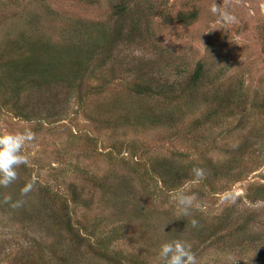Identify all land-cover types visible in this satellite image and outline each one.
Segmentation results:
<instances>
[{"label":"rangeland","instance_id":"obj_1","mask_svg":"<svg viewBox=\"0 0 264 264\" xmlns=\"http://www.w3.org/2000/svg\"><path fill=\"white\" fill-rule=\"evenodd\" d=\"M214 2L238 23L222 26L210 11ZM121 3L128 6L118 22L123 32L112 47ZM262 6L264 0H0V133L36 134L22 149L29 164L0 186V264H162L158 242L169 234L191 244L198 264H264L252 241L264 230V201L253 202L264 186ZM180 11H197L198 20L187 28L173 23ZM92 48L101 54L88 57L89 79L68 76ZM29 52L34 66L43 57L59 61L62 71L51 78L62 81L36 89L25 83L29 76L18 84L9 63ZM198 65L204 75L195 86L189 80ZM140 75L177 92L131 94ZM232 95H242L245 106L230 114L218 97ZM255 128L262 130L251 139L255 154L235 163ZM199 165L205 178L192 184ZM180 188L201 205L190 216L172 198ZM225 209L255 213L251 232L201 244L190 221L210 231L209 219ZM102 252H111V262Z\"/></svg>","mask_w":264,"mask_h":264},{"label":"trees","instance_id":"obj_2","mask_svg":"<svg viewBox=\"0 0 264 264\" xmlns=\"http://www.w3.org/2000/svg\"><path fill=\"white\" fill-rule=\"evenodd\" d=\"M128 6L125 3H121L117 6L114 7L115 13L117 15V24H116V31H115V35L117 38H113L114 43L113 45L117 44V40L120 39V34H122L123 32V28L122 26L118 23L119 20H122L125 16H124V12L126 11V8ZM160 18L162 19H166V17L163 14H159L158 15ZM198 20V12L197 11H180L178 12L176 15L173 16L172 18V22L177 23L178 25H181L185 28L192 26L194 23H196V21ZM124 21V20H122ZM165 21V20H163ZM135 28L130 29L129 31V35L134 36L136 33V31H134ZM122 40V39H121ZM100 50V49H99ZM92 54H97L100 55L101 52L97 51L95 48H92L91 51L88 50L87 52H85L84 54V65H80L78 64L77 69L74 67V65H72L71 67H69V72H68V76L70 75H81V79L83 80H88L89 77L88 75H90V70L92 68H88L87 66V60H89V56H92ZM52 55V54H51ZM50 58V57H49ZM47 60V58L43 57L42 61L39 60L37 62V64H35V66L33 65L35 63L34 59H33V54L32 52H29L28 54H25V56L20 57L17 60H11L10 61V69H14L15 73L17 72V74H20L21 77L17 80L18 84L22 81L25 80L24 77H27V79L29 78V76H32L33 78H31V80H25L27 82L25 83H29L35 86L36 89H41L43 87L52 85V81L54 78H51V76H56L59 72L62 71L63 65L57 61L56 59H49ZM105 60L103 59L101 62H104ZM8 61H6L7 63ZM5 63V64H6ZM3 65V68L6 69V65ZM103 64V63H102ZM32 70V71H30ZM66 71H64L65 73ZM19 75V76H20ZM203 75H204V70L202 68V66H197L196 70L192 73L189 82L191 83V85H195L198 84L202 79H203ZM80 79V80H81ZM56 80L55 82L59 81L61 82L62 79L61 77H55ZM51 81V82H50ZM139 81H142V83L140 84ZM158 80H156L154 77H147L146 75H143V77L138 76L136 79V83H134L130 88H128V91L131 94L137 95V96H143V97H153V96H162L163 94H171V95H175V93L177 91H174L170 86L168 87L169 89H167L168 84L164 83L162 85H159ZM108 85V83H104L103 82V86L106 87ZM181 95V94H180ZM183 96V95H181ZM242 96V95H241ZM240 96V99H237L235 97V95H232L231 97H229L228 99L223 100L224 97L220 96L218 97V100H220L219 102L221 103L222 101L226 102V108L229 109L230 114H233L235 109H241L245 106V104H241L240 101L242 100V97ZM169 98V97H168ZM239 98V96H238ZM174 100H177L176 102H181L179 97H175ZM236 101L238 104H236ZM215 104L216 108H219V104ZM215 108V109H216ZM234 108V109H233ZM263 108V112H264V105L262 106ZM246 109V108H244ZM171 119V118H170ZM172 120V119H171ZM209 122V118L206 117L205 120L202 122V124H207ZM257 129L255 128L253 130V132H255V134H251L249 137H247V141L245 142V145H240L238 147V161H236L235 159V163L239 164L240 160H245L246 157L247 159H249V157H251L253 154H255L254 151V144L251 142V139L253 136H255V138H257L259 135V133L261 134L260 130L258 132H256ZM252 144H250V143ZM253 159V158H252ZM259 159V158H256ZM228 164V162H227ZM195 165V164H193ZM196 166V165H195ZM195 168V167H194ZM199 168H203V166L199 165ZM229 172V168L227 170ZM164 185L165 182H164ZM254 194V201L256 202L257 200L259 201H264V186H260L259 188L255 189ZM198 212V216H202L204 215V213L202 211H197ZM209 216V214H207ZM256 219V214L255 213H246L245 211H237V210H233V209H225L223 212L219 213V215H215L213 216V218L209 219L210 224L211 225V229H209L210 231L206 230L203 226L204 223H200L198 221V228L199 229H194L193 226L191 228H193L197 234H195V236L198 235L199 241L201 244H205L209 241H211L213 238L220 240L221 242H234L235 240H239L241 238V234H246L251 232L250 229L248 231L247 226L249 227ZM231 226H233L231 228ZM189 227V226H188ZM251 235V234H250ZM249 235V236H250ZM201 237V238H200ZM251 238V237H249ZM174 238V234H169V236L164 239L163 241H159L158 245H161L163 242L165 241H170L173 240ZM214 239L211 241L213 242ZM255 243H259L260 247H261V253H262V257L264 258V230L259 233H256L254 235V240ZM111 252H102V253H98V256L101 257L102 260L108 261V257L111 256L110 255ZM109 262H111L109 260Z\"/></svg>","mask_w":264,"mask_h":264},{"label":"clouds","instance_id":"obj_3","mask_svg":"<svg viewBox=\"0 0 264 264\" xmlns=\"http://www.w3.org/2000/svg\"><path fill=\"white\" fill-rule=\"evenodd\" d=\"M264 10V6H262ZM210 11L218 17V22L227 27L238 23V17L223 7L221 4L214 2L211 5ZM36 134L29 128L23 132H3L0 133V186L7 187L18 178L17 168L20 165H28V157L22 154V149L26 143L35 140ZM192 174L194 179L190 181L192 184H198L205 178L203 168H193ZM34 180L29 181L22 188V195L29 193L34 187ZM172 198L175 200L178 210L183 216H190L193 209L199 210L201 205L197 200L195 193L188 194L184 188L174 190ZM226 200H234L233 194L226 193ZM19 204L17 203V205ZM193 227L198 225L196 219L190 221ZM158 259L162 264H198L197 257L192 251V246L185 240L173 239L165 241L160 245Z\"/></svg>","mask_w":264,"mask_h":264}]
</instances>
